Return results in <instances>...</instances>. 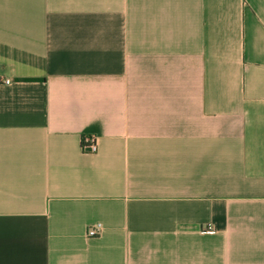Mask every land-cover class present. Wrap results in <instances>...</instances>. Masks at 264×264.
I'll return each mask as SVG.
<instances>
[{
    "label": "crops",
    "instance_id": "crops-1",
    "mask_svg": "<svg viewBox=\"0 0 264 264\" xmlns=\"http://www.w3.org/2000/svg\"><path fill=\"white\" fill-rule=\"evenodd\" d=\"M0 264H264V0H0Z\"/></svg>",
    "mask_w": 264,
    "mask_h": 264
},
{
    "label": "built area",
    "instance_id": "built-area-1",
    "mask_svg": "<svg viewBox=\"0 0 264 264\" xmlns=\"http://www.w3.org/2000/svg\"><path fill=\"white\" fill-rule=\"evenodd\" d=\"M5 82L9 83V80H6ZM82 147L87 153H96L99 150L97 136L94 134L85 135L82 140ZM102 230L103 228L100 224L92 225L88 228L87 234L96 237L102 233ZM208 230L211 232L213 228L209 227Z\"/></svg>",
    "mask_w": 264,
    "mask_h": 264
}]
</instances>
